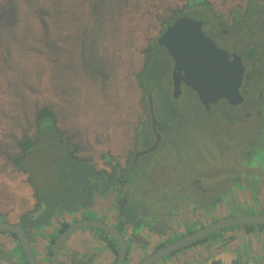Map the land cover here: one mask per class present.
Segmentation results:
<instances>
[{"label":"rangeland","instance_id":"1","mask_svg":"<svg viewBox=\"0 0 264 264\" xmlns=\"http://www.w3.org/2000/svg\"><path fill=\"white\" fill-rule=\"evenodd\" d=\"M38 1L49 8L45 23L56 51L41 47L38 56L34 54L25 58L19 55L22 53L15 38L10 44L17 53L7 63L3 59L5 55L0 56V205L4 206L6 197L13 204L23 206L21 212L38 216L40 222L60 214L63 209L83 207L84 196L88 197L89 192L84 189L73 204L63 201V195L76 189L80 179L72 173L76 167L74 160H71L72 165L66 162L68 143L61 141L58 133L51 136L52 129H43L23 160L31 182L37 187L40 207L35 209L27 173L15 169L5 155L13 153L10 134L20 137L25 132L33 137L32 111L36 102L53 110L56 126L63 137L77 147L76 156L86 158L95 170H103L100 169L102 165L110 169L112 161H122L124 156L131 154L142 141L143 133L147 132L142 131L149 121L147 95L142 92L136 74L144 62V48L155 44L164 28L163 22L174 14V9L206 4L216 17L224 21V26L230 25L233 17L239 23L242 11L253 2L262 4L257 6L264 12V0H112L102 12L93 7L95 0H61L59 10L53 9L54 0ZM26 2L0 0V19L5 20L8 16L7 25L9 23L23 37H26L23 31H27L30 33L28 40L33 41L36 31L41 37L42 29L37 19H28L31 28L27 27L24 20L28 8ZM9 3L15 4L14 8H7ZM209 14L203 6L188 13L192 17L211 20ZM231 30L239 42L238 47L245 48L250 66L247 69L253 76V83H258L264 74V25L259 20L253 19V23L244 20L240 27ZM205 31L214 35L215 26L209 25ZM84 44H88V48L93 44V57L89 59L92 64L86 69ZM85 53L89 55L88 51ZM101 55L103 62L97 65L96 58ZM156 58L159 61L148 62L149 67L164 80L171 58L164 52ZM14 77H17L16 81ZM152 85V90H157L155 115L166 121L170 128L162 148L153 156L141 157L137 171L130 179L132 187L123 191L127 190L130 200H137L153 216L159 210L178 214L177 218L164 216L167 228L164 241L225 214L264 211V107L259 118L252 115L254 112L249 102L247 109L235 107L234 119L232 107L228 104L221 103L207 111L191 90L175 99L168 90L156 88L155 80ZM240 90L246 93L245 86ZM248 111L251 114L245 116ZM155 160L160 162L157 170H154ZM163 170L167 174L164 178L161 175ZM103 175H95L93 179H100ZM195 179L206 189L200 190ZM116 192H111L113 202L120 198ZM27 200L29 210L34 211L26 212L24 204ZM181 210H187L183 218L179 215ZM115 214L120 217V222V212L115 211ZM4 215L0 211V219L6 220ZM223 232L187 251L202 250L206 254L221 250L225 244L226 250L246 246L264 249V233L254 234L250 243L248 233L242 228ZM7 236L12 237V242L0 243V260L26 264L20 243L9 232ZM157 237L160 241L155 242ZM246 239L247 245L244 244ZM161 240L155 235L149 251ZM185 258L190 263L197 259ZM235 258L233 254L229 260L235 261ZM241 260H247L245 255ZM252 261L254 264L259 262Z\"/></svg>","mask_w":264,"mask_h":264},{"label":"water","instance_id":"2","mask_svg":"<svg viewBox=\"0 0 264 264\" xmlns=\"http://www.w3.org/2000/svg\"><path fill=\"white\" fill-rule=\"evenodd\" d=\"M201 26V19L188 15H181L170 24L166 25L156 39V42L164 47L167 54L172 59V96L174 98L180 96L181 85L183 84L196 94L199 103L206 110L210 109L212 105L220 100H225V102L231 106H245V96L240 90L243 84L245 70L241 56L236 53L229 54L226 50L218 47L215 42L203 32ZM256 86L257 85L252 82L249 88L254 89ZM249 97L250 99L248 102L252 108L259 109L258 107L260 106L264 107V88L261 89V91L258 89L252 92V95L249 93ZM147 98L149 102L150 120L152 125L155 126V124H159V121L154 116L151 95L148 94ZM260 109L259 112L261 113ZM159 142L160 135L156 133L155 140L149 147L135 152L133 163L138 157L154 151ZM111 178L122 179L123 175L120 177L118 176V178L110 175V173L103 175L96 185L93 184L87 188L89 196H84L86 199L84 202L90 200V198L93 197L91 195L95 193H100V196L104 197L106 200H111L112 191H117L116 193L118 194L119 192L121 193V189L119 190L118 188V183H115V180L111 181ZM113 183L116 184L115 189L112 188ZM122 198V201L117 198V202L115 201L112 207L115 211L122 214V220L118 222V224L123 221L130 223L133 219V214L136 215L140 213L142 209L147 213V207H141L137 200L134 202L132 199L130 200L128 192L125 191L122 193ZM160 212L161 210L156 212L158 219V214ZM163 213L165 212L163 211ZM164 216L166 215L164 214L161 218L163 219ZM163 223H165L164 219L148 228L149 232L155 233L151 236L160 235L162 242L152 247L150 251L134 264H155L157 261L173 253L175 254L174 256L177 257L176 259H178L177 264L179 262H184L186 259L185 257L190 256L191 253L189 250L187 251V249L200 242H205L212 235L224 233L223 231L225 229L242 228L249 234L251 228L246 227L247 225H252V227L264 226V211L234 213V215L218 217L182 235L180 234L176 238L166 241L164 240L167 236L165 232L167 228ZM115 224L93 217H84L69 223L58 232L51 243L50 264H88L89 256H87L88 252L86 249H84V251H78L77 249L66 250L65 258L63 260L59 259L61 249L67 238L78 228L87 226L104 231L112 236L116 243L113 264H126L127 236L120 226ZM31 225V223H28L23 226L22 221L12 222L0 219V231L12 232L15 235L20 243L27 264H38L30 242ZM160 229H164L163 233L158 231ZM136 231L138 230L136 229L135 232ZM136 235L137 234H133L132 238ZM136 238L138 237L136 236ZM151 241V239H148V243ZM225 248L226 244L221 250L218 249L217 251L206 252V254L204 252L203 258L199 261L202 264H246V262H248V264H254L252 259L249 261L248 258L247 260L241 261L243 258L238 257L231 249L226 250ZM246 248L248 247L246 246ZM193 251L194 250H192V252ZM185 252H187V254ZM233 254H235L236 257L235 261L229 260ZM236 260H240L241 262L237 263ZM196 261H193V264Z\"/></svg>","mask_w":264,"mask_h":264},{"label":"crops","instance_id":"3","mask_svg":"<svg viewBox=\"0 0 264 264\" xmlns=\"http://www.w3.org/2000/svg\"><path fill=\"white\" fill-rule=\"evenodd\" d=\"M100 169H103L104 171H107V172L109 171V168L106 167L105 165H102ZM251 177L254 179V175H251ZM118 195H121L120 192ZM91 196L93 197H91L90 200L85 202L83 204L84 205L83 207H77L73 209H63L60 211V214L56 213L54 217L51 216L42 223H38V224L31 223L32 224L31 225V243H32L31 247H32V251L35 257L37 258V260L43 262L44 264H47L45 263V261H49L50 259L51 243L53 239L57 236L58 232L60 231L64 223L69 224L80 218L93 217V218L103 219L108 223H112V224L116 223L115 225H118L117 222L119 221L120 217L116 216L115 209L112 208L115 203L110 199L106 200L104 197L100 196V193L99 194L95 193ZM21 208H23V206L18 205V204H13V202L8 200V198L6 197L4 201V206L0 205V209H1L0 211L6 214V216L4 215L5 219L12 221V222L20 221V219L24 216L25 211L21 212ZM24 208H26L29 211L30 209L29 200L25 202ZM184 211L186 212L187 210H181V212L179 213L181 218H183V216L185 215ZM120 215L122 216V214ZM170 215L171 217L172 216H175L176 218L178 217V214L174 212H171ZM225 215H222V216H225ZM158 216L161 219L163 215L159 213ZM135 218L136 216L135 214H133V219L131 220L130 223H127L126 221H123L120 223L122 224L120 228L125 232L127 236L126 264H134L140 258H142L149 251L150 245L153 244V243H148V239L153 240L155 237V236L148 235L149 233L146 230L147 229L146 227H149L156 223L155 221L158 219L157 214L153 216L151 213L149 214L147 213L146 217H142L139 219L140 221L136 220ZM134 225L137 226V230H138L136 231V233H138L137 239L132 238V235L133 233H135V230H132V231L130 230L131 228H134ZM163 225L166 227V223H163ZM164 229L163 230L160 229L158 231L163 233ZM7 233L8 232H0V240L2 241V243L3 241L12 242V237L7 236ZM258 233H262V234L264 233V226L251 227L249 234L246 235L247 237H249L247 239H250L249 241L250 243L253 242V239H251L253 235L254 234L256 235ZM247 239H246V243L244 242L245 245H247V242H248ZM156 241H160L158 237L155 240V242ZM37 245H39L40 247L39 246L37 247ZM74 249H77L78 251H81V250L84 251V249L87 250L88 252L87 256H89L88 264H113L114 259H115L116 243L113 237L105 233L104 231L87 226V227L78 228L67 238V240L65 241L61 249L59 259L63 260L65 258L66 250H74ZM230 249L234 251L233 253H235L240 258H243L245 255V258H248L249 261L251 259H255L256 261L257 260L260 261L262 258L264 259V249H262L261 247L258 248V247L252 246V249L246 248V247H243V248L240 247L239 249V247L237 248L235 247V248H230ZM203 254L204 252L202 250L193 251L190 254V257H197V259L193 260V261L197 260L194 264L201 263L199 260L203 258L202 257ZM163 259H161L160 261H164ZM193 261L192 263H190V260H185L184 262L193 264ZM0 263L1 264L7 263V261L1 260ZM179 263L182 264V262H179Z\"/></svg>","mask_w":264,"mask_h":264},{"label":"trees","instance_id":"4","mask_svg":"<svg viewBox=\"0 0 264 264\" xmlns=\"http://www.w3.org/2000/svg\"><path fill=\"white\" fill-rule=\"evenodd\" d=\"M26 1H27L26 4L28 8H27V12L25 13L24 20L27 23V27L31 28L29 26L28 19L29 20L31 19L32 21H35L34 19H37V22H39L40 27L42 29L41 37L37 36L38 32L36 31L35 35L33 36V41L38 42V44H32L33 41L28 40L29 39L28 34L30 33H28L27 31H23V34L26 36V37H23V35L18 34V31L15 28H12V26L9 23L7 25L6 20L8 16L5 18V20L0 19V56H2L3 54L5 55V57H3L5 63H7L9 59H11L15 55V53H17L15 51L16 49L12 48L10 44L11 42H13L15 38L17 40V42L15 43L19 44L18 45L19 51L20 53H22V54H19V53L18 54L21 56H24L25 58L26 57L31 58L30 55H34V54L38 56L41 53L39 50L41 47H47L53 52L56 51V44L53 40L50 39L51 38L50 33H49L50 30L48 29V26L45 23V18L50 14L48 6L41 4V2H39L38 0H26ZM54 1L56 2H54L53 9L59 10V3L61 0H54ZM111 2L112 0H95L93 2L94 4L93 7H95L97 11L102 12L104 10L103 8H105L106 5ZM9 4H10L9 7L7 8H14L15 4L13 3H9ZM181 13H182L181 8L178 10L174 9V14L170 15L169 18H167L168 20H165L163 22L164 27L170 24ZM3 14L5 15V10L3 11ZM85 31H83V33H85ZM32 33L34 32H31V34ZM92 46L93 44H90V47L88 48V44L87 45L84 44L83 55L84 54L85 55L83 57H84V62H85L84 64L85 69L87 66H91L92 64V62H90L89 60L93 57ZM161 48L163 47L155 41V44H149L143 50L144 62L141 67V70L136 74V77L138 79L139 86L142 89V92L144 94L147 92H150V89H149L151 87L150 83H152L154 80L157 81V79H159V77L162 76L158 74L157 72H153L155 69L150 68L149 67L150 65L148 64V62H152L153 59H155V61H159L157 60L156 57L158 55L159 50H161ZM87 51L89 53L88 56L85 53ZM96 62H97V65H101L103 62V56L101 55L97 57ZM16 74L18 75V73ZM104 76H106V74ZM13 79H15L16 81L17 77H14ZM13 82L14 81L11 82L12 85H14ZM162 83L163 81H161V86L159 88L164 89L165 86ZM32 124L34 127L33 137L28 136L25 132H23L20 137L17 136L16 134L9 135L11 143H12L11 148L13 149V153L6 154L5 155L6 159L10 161V163L15 169H17L18 171L27 173V179H28L29 185L31 186L33 190V197L35 199L34 207L36 209L38 206L40 207V202L37 198V187L33 182H31L30 174H28V170L25 168L23 160L26 154L30 151L32 145L37 141L43 129H52L51 132L53 133H50L51 136H57L56 134L58 133L61 141H64V142L66 141L68 143L67 144L68 159H66V162H70L72 165L71 160H74L75 163L73 165H76V167H74V170L72 173H75L76 177L80 179V184L78 185L76 189L74 188L71 190L70 193L68 194L66 193L65 195H63L64 197L63 201H66V204L68 205L73 204V202L77 198L76 196H80L82 194V191H84V189H87L89 186L93 185V181H94V185L98 183L99 179H93L94 176L98 174H102V173L104 174L105 171L95 170L93 166L88 163L86 158H80L76 156L75 153H76L77 147L73 145L67 137H63L62 132L56 126L55 113L53 112V110H51V108H49L48 105H45V104L38 105L37 102L34 104V109L32 111ZM113 162L114 161H112V163ZM31 211H34V210H29L28 212H31ZM38 219H39L38 216L37 217L35 215L28 216V214L26 213L23 216V220L27 221V223H32V224L42 223L38 221ZM25 221L24 223H26ZM67 225L68 223H64L60 230H62ZM246 227L251 228L252 225H247ZM11 234L13 237H15V235L12 232Z\"/></svg>","mask_w":264,"mask_h":264},{"label":"flooded vegetation","instance_id":"5","mask_svg":"<svg viewBox=\"0 0 264 264\" xmlns=\"http://www.w3.org/2000/svg\"><path fill=\"white\" fill-rule=\"evenodd\" d=\"M264 4V3H263ZM257 5H262V4H256L255 2H253V4L252 5H250L251 6V8H249V7H246L243 11H242V16H241V20H240V22L238 23V21H237V19L235 18V17H233L232 19H231V23H230V25H228V26H224L223 25V23H224V21L222 20V19H219L218 17H216L215 16V14H213V12H212V10L211 9H209L208 7H207V5L206 4H200V3H196L195 5H189V6H187V7H185V8H182V13L179 15V16H181V15H188V13H191V10L193 9V8H195V9H201L202 8V6L203 7H206V9L209 11V15H210V18H211V20L210 19H208V18H205V17H199L198 19H201L202 20V30H203V32L207 35V36H209L214 42H215V44L218 46V47H220V48H222V49H224V50H226L229 54H232V53H236V54H238V55H240L241 56V58H242V61H243V64H245L244 65V67H245V70H244V78H245V81H244V78H243V81H244V84H242V89H243V87L245 86V91H246V93H244L243 91H241L242 93H243V95L245 96V106H243V105H238V106H240V107H242V108H244V109H247V104H248V100H247V97H249V93H250V95H252V92H254V91H257L258 89V85H259V89H260V91H261V89H263L264 88V74L262 75L263 77H262V80H260V81H257L258 83H255V85H257L256 87H254V89L253 88H249V85H251V83L252 82H254V80H253V76L251 77V73H249V71H248V64H247V56H246V52L244 51V49L245 48H243V47H238V41H236L235 40V37H233V35H232V28H234L235 27V29L236 28H238V27H240L241 26V21H244V20H246V21H248L249 23H253V19H255V20H259V22L262 24V25H264V12L262 11V8H259ZM248 10H251V12L250 11H248ZM178 16V17H179ZM188 16H190V15H188ZM192 17V16H191ZM177 18V17H176ZM175 18V19H176ZM194 18H196V17H194ZM209 25H213V26H215V33H214V35L213 34H208L206 31H205V29H206V27H208ZM250 27V29H252V27L251 26H249ZM165 28V27H164ZM163 28V29H164ZM205 28V29H204ZM163 31V30H162ZM161 34V33H160ZM159 34V35H160ZM232 36V37H231ZM158 37V36H157ZM234 40H233V39ZM157 39V38H156ZM249 42H245V44H248ZM163 47V46H162ZM245 47H248V46H245ZM166 53L167 54V52H166V50L164 49V47L163 48H161V50H159V52H158V54H162V53ZM169 56V55H168ZM170 57V56H169ZM250 60V59H249ZM253 64V63H252ZM172 66H173V63H172V59H171V66H169V67H167V71H166V73H165V76H166V79H164L163 80V77H159V79H157V85H156V88L158 87H160L161 86V81H166V82H163L162 84L165 86V88H164V90H168L169 91V93L171 94L172 93V89H173V87H172ZM253 66H255V64H253ZM250 67V66H249ZM259 69V68H258ZM264 69V68H263ZM253 73H254V70H253ZM151 79V78H150ZM246 83V84H245ZM151 86V87H150ZM150 92H147L146 93V95L148 96V94H150L151 95V98H152V103H153V107H157L156 106V100H155V98H154V96L156 95V93H157V90H152L151 88L153 87V85H152V83H150ZM142 90V89H141ZM186 90H191V89H189L188 87H186V86H184L183 84L181 85V94H180V96L179 97H177V98H175V99H179L182 95H183V92L184 91H186ZM192 91V90H191ZM227 104L226 102H225V100H220V101H218L216 104H214V105H212L211 107H210V109H208L207 111H211L215 106H217V105H219V104ZM148 104H149V102H148V98H147V107H148ZM229 105V104H228ZM202 106V105H201ZM231 105H229V107H230ZM238 106H231L232 107V117L235 119V112L234 111H236V108L235 107H238ZM263 106H260V107H258L259 109L260 108H262ZM253 109V111L252 112H254V113H252V115H254V117L255 118H259L260 117V115H261V113L259 112V109H257V108H252ZM206 110V109H205ZM261 110V109H260ZM148 114H149V121L147 122V123H145L144 124V126H143V132H144V130H147V132L144 134L143 133V135H142V141L140 142V143H137V145H136V147L134 148V150L131 152V154H129V155H126V156H124L123 158L124 159H122V161L121 160H113L114 162L112 163V167L109 169V171H108V173H110V175H112V176H115L116 178H118V176L120 177L121 175H123V178L122 179H115V178H111V181L112 180H115V183H118V188H119V190L121 189V191H123L124 189H129V187L128 186H130V187H132L131 185H130V183H131V180H132V178H133V174L134 173H136V171H137V168H138V166H139V163L141 162V160H142V158L141 157H143L144 155H142V156H140V157H138L137 158V160L133 163V157H134V154H135V152L136 151H139V150H142V149H145V148H147V147H149L153 142H154V140H155V135H156V133H159V135H160V142H159V144H158V146H157V148L154 150V151H152V152H150V153H148V154H145V155H149V156H153L155 153H157L161 148H162V142H163V140H164V137L166 136V134H167V131L169 130V124L166 122V121H164L161 117H158V116H156L155 115V110H154V116H155V118L159 121V124L157 123V124H155V126H153L152 125V123H151V120H150V113H149V108H148ZM251 113H249V111L248 112H246V115L245 116H249ZM151 130V133H149V131ZM145 138H147V139H145ZM147 140V141H146ZM159 165H160V162L158 161V160H155L154 161V170H157V168L159 167ZM114 166V167H113ZM107 173L105 172L104 173V175H106ZM161 175H162V178H164V177H166L167 176V174L165 173V171L163 170L162 172H161ZM157 177H158V175H157ZM131 179V180H130ZM119 180V181H118ZM196 181H195V183L198 185V184H200V183H198V180L197 179H195ZM158 182H160V180L158 181ZM115 183H113V186H112V188L113 189H115L116 188V184ZM178 186H181V183L180 182H178ZM200 190H204V189H206V188H203L202 186H201V184H200ZM125 191H123V193H124ZM126 192H128L127 190H126ZM179 195H180V193L178 194V197H179ZM120 198H119V200L120 201H122V194L119 196ZM148 214L150 213L149 211H146ZM147 213H145L144 211H140V213H137L135 216H136V220H139L140 218H142V217H146V214ZM161 214H165L166 216H168V215H170V214H168V213H163V211H161L160 212ZM152 214V213H151ZM24 221L25 220H23L22 221V223H23V226H25L26 224H28L27 223V221H25L26 223H24ZM140 221V220H139ZM138 221V222H139ZM159 221L161 222V221H163V219L161 218H159V219H157L155 222L156 223H159ZM155 223V224H156ZM147 229V231H148V228L149 227H146ZM137 229V226L136 225H134V228H131L130 230L132 231V230H136ZM153 229V228H152ZM0 232H2V231H0ZM4 232H6V231H4ZM10 234H11V232H9ZM148 235H154V232H149L148 231ZM132 234V233H131ZM130 234V235H131ZM133 234H137L136 236L138 237V233H133ZM12 235V234H11ZM136 236L134 237V238H136ZM15 239H16V237H14ZM137 239V238H136ZM17 240V239H16ZM1 241V240H0ZM18 241V240H17ZM2 242V241H1ZM0 242V243H1ZM30 242H31V235H30ZM24 256V255H23ZM7 258V257H6ZM51 258V257H50ZM165 259H163L164 261H157V263H155V264H177V260L178 259H176L177 257L176 256H174V253L173 254H171V255H169V256H166V257H164ZM174 258V259H173ZM24 259H25V257H24ZM37 259V258H36ZM0 262H1V260H0ZM25 262H26V259H25ZM37 262H38V264H44L43 262H41V261H39V260H37ZM176 262V263H175ZM27 263V262H26ZM45 263H47V264H50V259H49V261H45ZM1 264V263H0ZM6 264H10L9 262H7ZM178 264H180V263H178ZM184 264V263H183ZM246 264H248V262H246ZM257 264H264V259L262 258L261 259V261L260 262H258Z\"/></svg>","mask_w":264,"mask_h":264}]
</instances>
